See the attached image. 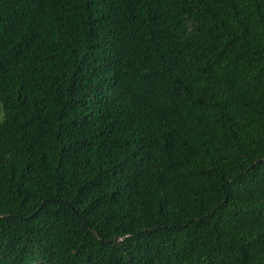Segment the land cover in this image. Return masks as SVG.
Instances as JSON below:
<instances>
[{"label": "trees", "instance_id": "16d2710c", "mask_svg": "<svg viewBox=\"0 0 264 264\" xmlns=\"http://www.w3.org/2000/svg\"><path fill=\"white\" fill-rule=\"evenodd\" d=\"M0 264H264V0H0Z\"/></svg>", "mask_w": 264, "mask_h": 264}, {"label": "water", "instance_id": "95a60500", "mask_svg": "<svg viewBox=\"0 0 264 264\" xmlns=\"http://www.w3.org/2000/svg\"><path fill=\"white\" fill-rule=\"evenodd\" d=\"M259 161V160H258Z\"/></svg>", "mask_w": 264, "mask_h": 264}]
</instances>
